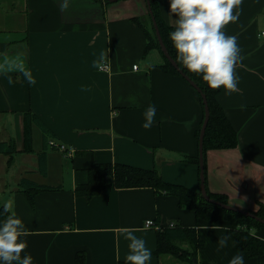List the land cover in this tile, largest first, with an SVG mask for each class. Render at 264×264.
<instances>
[{
	"label": "crops",
	"instance_id": "0c3cea01",
	"mask_svg": "<svg viewBox=\"0 0 264 264\" xmlns=\"http://www.w3.org/2000/svg\"><path fill=\"white\" fill-rule=\"evenodd\" d=\"M161 19L173 26L167 0H156ZM0 0V204L8 202L26 228L32 264H124L122 233L143 236L150 264H227L237 252L245 264L257 259L235 248L231 226L207 223L178 205L175 195L152 187L116 188L111 176L91 198L75 186L92 163H127L156 168L164 181L199 191L196 130L202 108L181 76L165 72L156 47L145 50V0ZM141 23V24H140ZM145 25V24H144ZM264 0H241L239 15L224 27L235 35L242 59L235 68L238 91L216 100L237 135L231 148L205 152L206 189L247 210H264ZM101 53L109 68L97 65ZM94 61L96 63H94ZM136 64V68L132 66ZM34 78L29 84L25 73ZM157 108L155 122L141 127L143 111ZM31 111L48 137L74 147L63 157L42 144L37 124L24 149L22 113ZM43 153L40 158L39 154ZM34 182L52 188L38 189ZM152 218L193 227L202 246L190 258L157 254ZM264 251V226L251 230ZM227 236L218 250L217 238ZM172 243L191 251L185 239Z\"/></svg>",
	"mask_w": 264,
	"mask_h": 264
},
{
	"label": "trees",
	"instance_id": "16d2710c",
	"mask_svg": "<svg viewBox=\"0 0 264 264\" xmlns=\"http://www.w3.org/2000/svg\"><path fill=\"white\" fill-rule=\"evenodd\" d=\"M154 19L157 23L159 34L166 47L167 52L174 60V51L168 39V32L171 30L172 25L166 24L158 10L156 0H149ZM150 24V18L148 16ZM141 24V23H140ZM146 36L145 50L150 47H156L162 54L164 61L160 67L168 73L179 75L178 71L170 64L160 50L157 39L154 35L153 28L150 25H141ZM179 66V65H178ZM206 96V102L209 110V118L205 127L202 139L203 148V170L205 176L206 188V164L205 152L208 149L231 148L237 144V135L235 130L230 125L222 107L216 100V94L220 88L210 89L205 86V83L199 79L195 74H189L182 70ZM181 76V75H179ZM182 77V76H181ZM183 78V77H182ZM184 79V78H183ZM185 80V79H184ZM186 81V80H185ZM187 82V81H186ZM189 84V83H188ZM190 85V84H189ZM191 86V85H190ZM192 87V86H191ZM193 88V87H192ZM194 89V88H193ZM195 90V89H194ZM196 91V90H195ZM201 108V120L203 119V103L200 94L196 91ZM33 124H37L41 130L42 144L48 142V137L51 135L49 129L40 123L37 116L31 111H24L22 113V128H23V144L24 149L29 150L31 147L32 134L31 128ZM200 129V127H199ZM198 129V130H199ZM197 132V143L198 135ZM43 153L39 154L41 158ZM186 160L197 165L198 170V154L195 156H188ZM111 176L112 185L116 188L127 187H152L158 191H164L175 195L178 199V205L187 208L193 212L196 219L203 220L207 223H216L224 221L231 226L232 234L234 237L235 248L237 250L245 251L249 256L257 259L258 264H264V251L260 249L259 238L252 234V229L264 226L256 219L243 215L242 213L222 208L221 206L205 200L199 191H193L183 185L173 184L164 181L156 168H144L127 163H92L87 169V180L84 183H79L75 186L77 195L85 196L87 199L100 193L106 187V177ZM33 188L44 189L52 188L49 185L37 184L34 182H27ZM209 197L219 200L223 203L227 202V198L223 194L211 193L207 189ZM251 211V210H249ZM264 218V210L260 206L256 211H251ZM173 239H185L192 245V250L182 249L180 246L172 243ZM156 253H170L180 258H190L194 250L202 246V241L196 237L193 227H180L175 224L173 227H164L156 230ZM76 264H82V256H76ZM123 264V263H120Z\"/></svg>",
	"mask_w": 264,
	"mask_h": 264
},
{
	"label": "clouds",
	"instance_id": "9594fccd",
	"mask_svg": "<svg viewBox=\"0 0 264 264\" xmlns=\"http://www.w3.org/2000/svg\"><path fill=\"white\" fill-rule=\"evenodd\" d=\"M168 15L173 26L168 39L174 51V62L189 74H195L207 88H220L225 95L238 91L239 76L236 65L242 59L235 35L226 34L225 25L239 15L241 0H167ZM68 7L62 0L61 8ZM104 59L101 53L100 60ZM94 63H96L94 61ZM29 84L35 83L30 73H25ZM157 108L149 103L143 111L141 127L149 129L155 122ZM23 220L12 210L8 202L0 204V264H32V256L26 251L27 235ZM128 242L124 264H150L152 250L143 236L134 231L122 233ZM227 236L217 238V248H223ZM227 264H245L244 256L237 252Z\"/></svg>",
	"mask_w": 264,
	"mask_h": 264
},
{
	"label": "water",
	"instance_id": "95a60500",
	"mask_svg": "<svg viewBox=\"0 0 264 264\" xmlns=\"http://www.w3.org/2000/svg\"><path fill=\"white\" fill-rule=\"evenodd\" d=\"M109 2H114L116 0H107ZM146 2V8L149 14V18H150V24L153 28L154 31V35L157 39V42L159 44L160 50L162 51L163 55L165 56V58L170 62V64L178 71V73H180L179 75H181L201 96L202 99V103H203V119H202V123L200 126L199 131V135H198V143H197V153H198V166H199V192L201 194V196L207 200L210 201L212 203H215L219 206H221L222 208L228 209V210H232V211H236L239 213H242L243 215L252 217L254 219H256L257 221L261 222L262 224H264V218L253 214V212L241 208V207H237L234 206L228 202L223 203L219 200H216L214 198L209 197V195L207 194L206 188H205V176H204V170H203V148H202V139H203V134L205 131V127L206 124L208 122V118H209V110H208V105H207V100H206V96L205 94L201 91V89L196 85V83L191 80L183 71L182 69L178 66V64H176L173 60V58L169 55V53L166 50V47L161 39V36L159 34V30L157 27V23L154 19V15L152 13L151 7H150V3L149 0H145ZM141 20L144 21L145 25H150L148 19L145 20V18H143L141 16Z\"/></svg>",
	"mask_w": 264,
	"mask_h": 264
},
{
	"label": "built area",
	"instance_id": "2783aa9c",
	"mask_svg": "<svg viewBox=\"0 0 264 264\" xmlns=\"http://www.w3.org/2000/svg\"><path fill=\"white\" fill-rule=\"evenodd\" d=\"M261 35H264V30H262L261 32ZM97 68L99 70H102V71H108V64L105 60L101 61L98 65H97ZM132 68H136V64H134L132 66ZM49 148H53V149H56L58 150L63 157H72V155L74 154V147L71 146V145H67V144H64L62 142H59V141H56L54 139H50L48 140L47 142ZM175 225V223L173 221H170L166 227H173ZM143 226L146 227V228H155V229H160L161 226H159L154 219L152 218H149V219H146L143 223Z\"/></svg>",
	"mask_w": 264,
	"mask_h": 264
}]
</instances>
